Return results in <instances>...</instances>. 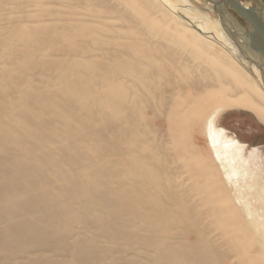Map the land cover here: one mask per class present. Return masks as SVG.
I'll return each instance as SVG.
<instances>
[{"label": "bare ground", "instance_id": "1", "mask_svg": "<svg viewBox=\"0 0 264 264\" xmlns=\"http://www.w3.org/2000/svg\"><path fill=\"white\" fill-rule=\"evenodd\" d=\"M168 6L0 0V264H264V78Z\"/></svg>", "mask_w": 264, "mask_h": 264}, {"label": "rangeland", "instance_id": "2", "mask_svg": "<svg viewBox=\"0 0 264 264\" xmlns=\"http://www.w3.org/2000/svg\"><path fill=\"white\" fill-rule=\"evenodd\" d=\"M239 1L248 7L252 4L256 5L255 7H261L258 0H255L256 3L252 0ZM262 1L264 2V0ZM170 2L171 4L173 3V6H177L179 16L184 22L190 24L196 21H198L197 23L201 22L200 24L204 23L206 30L204 32L207 33L211 41L237 57L233 56L245 66L244 68L248 71L251 70L258 81L264 78L261 69L244 57L227 31L224 30L219 11L212 2L207 0H167L168 7H173ZM236 16L244 27L251 28V24L249 25L245 19L238 15ZM216 126L222 130V136L229 140H237L240 143H244L248 151L252 148H260V156L264 158V124L254 113L243 108L227 109L219 116Z\"/></svg>", "mask_w": 264, "mask_h": 264}, {"label": "water", "instance_id": "3", "mask_svg": "<svg viewBox=\"0 0 264 264\" xmlns=\"http://www.w3.org/2000/svg\"><path fill=\"white\" fill-rule=\"evenodd\" d=\"M212 2L217 9L219 10L220 20L225 30L229 34V36L235 41V44L240 48L242 53L246 56V58L256 63L258 67H261L262 72L264 71V18L262 17L261 10L264 8V2L262 0H258L261 5V10L259 8H250L248 6H244L239 0H208ZM232 9L237 15L248 20V22L252 26V31L246 32L242 29H238V34L235 35L230 31V28L226 27V20H232L235 22L234 17L232 16ZM236 23V22H235ZM237 37H240L238 39ZM246 46L248 49H251L253 52L252 57L248 56L243 47ZM257 57V58H256Z\"/></svg>", "mask_w": 264, "mask_h": 264}, {"label": "flooded vegetation", "instance_id": "4", "mask_svg": "<svg viewBox=\"0 0 264 264\" xmlns=\"http://www.w3.org/2000/svg\"><path fill=\"white\" fill-rule=\"evenodd\" d=\"M254 3H256V1L255 0H252ZM256 5H250L249 7L250 8H254ZM231 10V13H232V16L234 17V19L236 20V18H237V14L232 10V9H230ZM239 16V15H238ZM234 20V21H235ZM239 20V19H238ZM239 22H240V20H239ZM242 27L244 28V30L246 31V32H250L251 30H252V28H247V27H244L243 25H242Z\"/></svg>", "mask_w": 264, "mask_h": 264}]
</instances>
